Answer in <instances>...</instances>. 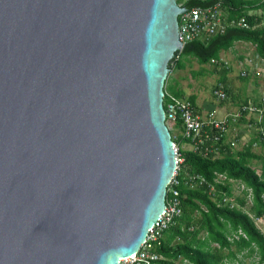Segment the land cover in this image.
I'll use <instances>...</instances> for the list:
<instances>
[{
	"label": "water",
	"instance_id": "95a60500",
	"mask_svg": "<svg viewBox=\"0 0 264 264\" xmlns=\"http://www.w3.org/2000/svg\"><path fill=\"white\" fill-rule=\"evenodd\" d=\"M176 0H0V264H118L175 170Z\"/></svg>",
	"mask_w": 264,
	"mask_h": 264
},
{
	"label": "trees",
	"instance_id": "16d2710c",
	"mask_svg": "<svg viewBox=\"0 0 264 264\" xmlns=\"http://www.w3.org/2000/svg\"><path fill=\"white\" fill-rule=\"evenodd\" d=\"M210 1L217 0L207 2ZM219 1L229 18L244 17L248 27H229L224 33L207 40L186 43L169 61V69L172 62L177 69L183 68L180 61L182 55L192 56L200 64L211 63L212 59L218 61L219 53L232 47L236 41L251 43L258 57L264 60L263 16L248 13L250 10H264V0ZM176 2L179 4L181 0ZM217 71L220 82L224 83L226 68L222 67ZM168 90L176 96L183 95L179 89ZM188 99L194 103L193 96ZM171 138L174 141L172 135ZM177 140L178 144L184 141L182 137ZM259 140L264 146V140ZM252 143L253 141L240 150H234L221 142L218 157L213 154L203 156L200 152L180 148L183 163L178 188L182 213L164 232L156 246V252L162 257L157 264H245L239 258L241 254L244 257H256L252 264H264V232L255 222V219L264 220V155L254 152ZM253 160L260 162V172L251 165ZM193 174L203 177V182L191 185L187 175ZM219 175L225 176V179H219ZM233 181L251 188L250 201L243 193L244 195L234 196L238 206L231 207L222 202L223 194L233 196ZM238 230L244 236L238 234L237 238L233 237V233L237 234Z\"/></svg>",
	"mask_w": 264,
	"mask_h": 264
},
{
	"label": "built area",
	"instance_id": "2783aa9c",
	"mask_svg": "<svg viewBox=\"0 0 264 264\" xmlns=\"http://www.w3.org/2000/svg\"><path fill=\"white\" fill-rule=\"evenodd\" d=\"M188 1L191 0H181V3L178 5L182 7ZM194 1L203 3L209 0ZM177 24L178 39L182 45L178 50L179 52L186 43L194 40H207L210 37L224 33L229 27H248L244 17L229 18L219 0L205 7L190 6L187 10L177 14ZM256 57L259 58L258 55ZM259 59V63L255 62L253 64V69L257 75H260V73L264 75V60ZM211 62L219 63L221 60L216 61L212 59ZM248 74V69L242 67L240 76L246 77ZM213 93L219 100L227 98L222 83H218L215 86ZM162 104L165 123H169L171 130H179L180 136L184 141L190 143V150L200 152L203 156L213 154L215 157H218L220 155L219 146L224 141L230 124H237L242 116L248 119L251 116L255 119V129L257 130L258 136L261 140H264V95L260 96L259 102L249 100L237 109L219 117L214 110L202 113L197 110L195 104L188 98L176 96L165 90L162 97ZM248 126L251 125L249 124ZM230 144L231 147L234 145L233 142ZM173 147L175 170L166 186L164 209L148 230L139 249L134 254L120 258L118 264H157V261L162 258L156 252V246L159 244L164 232L175 223L176 219L182 213L178 186L180 184L179 175L183 163V156L178 143L173 141ZM187 178L191 185L195 182L202 183L204 180L203 177L196 174L187 175ZM218 178L224 180L225 176L219 175ZM238 185L239 192L242 195L245 193L248 201H250L252 196L251 188L246 187L239 181ZM221 200L231 207L234 205L238 206L233 196L223 194ZM238 234L244 236L241 230H238L237 234L233 233L232 236L237 238Z\"/></svg>",
	"mask_w": 264,
	"mask_h": 264
},
{
	"label": "rangeland",
	"instance_id": "374dc122",
	"mask_svg": "<svg viewBox=\"0 0 264 264\" xmlns=\"http://www.w3.org/2000/svg\"><path fill=\"white\" fill-rule=\"evenodd\" d=\"M263 14V13H262ZM238 45H242V43L234 44L232 47H230L227 50H222L219 53V59L221 62L219 63H205L200 64L198 61L188 55H182L180 58V61L183 63L182 69H176V75L180 82V87L182 89L183 95H190V94H196L197 102L200 110H208L204 107L203 102H208L211 105H216L219 107H223L225 104H229L236 109L240 104V97L237 95H258L261 91V94H264V75L260 73V75H257L255 73L254 69L249 70L248 69V75L244 78H241L240 76V70L242 68V64L245 61L246 58L249 59L250 66H253L257 60H260L257 58L254 54V47L249 46L244 49H236L233 51ZM242 52L248 53V55H243ZM230 53V54H228ZM223 57V58H222ZM256 58V59H254ZM218 59V60H219ZM221 63V64H220ZM242 63V64H241ZM247 66V65H246ZM222 67H225L226 72V81L224 84V89L226 91L227 98L224 100H219L215 97L213 90L215 86L220 82V74L217 70H220ZM254 67V66H253ZM171 72L168 71L167 76L165 78V81L167 80L168 75H170ZM247 80H244L246 79ZM251 81L250 85L247 81ZM164 81V84H165ZM257 83L256 85L254 83ZM263 86V87H262ZM253 91V94H252ZM194 94V95H195ZM237 106V107H236ZM233 111V110H232ZM206 112V111H205ZM241 122V121H240ZM168 129L170 130V134L172 135L174 142L177 143V135H175V131L170 129L169 123H166ZM250 130V131H249ZM247 130L248 135L247 137H255L258 139V142H256V145L253 146L254 151H256L259 154L264 155V146L260 142V138L258 136L257 130L254 128H251ZM238 125H235V127L231 130L232 135H236L238 133ZM179 135V134H178ZM180 136V135H179ZM239 138V134H237ZM176 138V139H175ZM238 138H232V142L234 145V150L242 147L243 140H238ZM182 150L190 149L191 145L188 142L182 141V143L179 144ZM251 165L257 170V172H260V162L253 160L251 162ZM232 195L239 196L242 195L241 192H239V185L238 181L232 182ZM257 227L264 232V220H257L255 219ZM239 258L243 260L245 264H252L253 261H256V257H248V256H242L239 255Z\"/></svg>",
	"mask_w": 264,
	"mask_h": 264
},
{
	"label": "crops",
	"instance_id": "0c3cea01",
	"mask_svg": "<svg viewBox=\"0 0 264 264\" xmlns=\"http://www.w3.org/2000/svg\"><path fill=\"white\" fill-rule=\"evenodd\" d=\"M249 14H257V15H262L263 16V19H262V22H261V24H264V10L263 9H257V10H250L249 12H248ZM263 13V14H262ZM227 14V13H226ZM239 43H242V45H238V47H236L233 51H235L236 49H244V48H246V47H249V46H253L251 43H249V42H245V41H236L234 44H239ZM254 47V46H253ZM228 54H230V53H228ZM242 54L243 55H248V53H245V52H242ZM254 54H255V56H257V53L255 52V48H254ZM223 58V57H222ZM249 59L250 58H246L245 59V61L243 62V64H242V67H244V68H247V69H249V70H251V69H253V66H250V64H249ZM254 59H256V58H254ZM257 60V59H256ZM257 63H259V60H257ZM247 65V66H246ZM176 67H175V65H174V62H172V64H171V68L169 69V71L171 72V74L170 75H168V77H167V80L165 81V85H164V87L166 88L165 89V91H167L168 93H171L168 89H170V88H173V89H179V90H181L182 91V89H181V85H180V82H179V79H178V77H177V73L175 72L176 71ZM182 69V68H181ZM243 78V77H242ZM244 80H247V78L246 79H244ZM248 83H249V85L251 84L250 82V80L249 81H247ZM219 83H222V82H219ZM254 83V82H253ZM223 84V83H222ZM255 85L257 84V83H254ZM224 85V84H223ZM263 87V86H262ZM264 88V87H263ZM183 93V92H182ZM260 94H261V91L259 92ZM171 94H173V93H171ZM194 94H195V92H194ZM194 94H190V95H182L181 97H183V98H188L189 96H193L194 97V104H195V106L197 107V110L198 111H200V112H205V111H211V110H214L215 112H216V115L219 117V116H223L224 114H226L227 112H230V111H232V110H235L234 108L235 107H233V106H231L230 105V103L229 104H225L223 107L221 106V107H219V106H216V105H211L210 103H208V102H203V105H204V107L205 108H207L208 110H206V109H204V110H200L199 109V106H198V102H197V97H196V94L194 95ZM252 94H253V91H252ZM260 94H258V95H237L238 97H240V104H239V106L240 105H242V104H244V103H246L247 101H249V100H252L253 102H259V99H260ZM262 95H264V94H262ZM238 106V107H239ZM237 107V106H236ZM237 107V108H238ZM236 108V109H237ZM241 121V122H240ZM251 125V126H248V125ZM235 125H238V129H239V131H238V133L237 134H239V138H238V136H237V134L234 136V135H232V132H231V130L235 127ZM255 125H256V123H255V119H253V117H249V119L248 118H246V117H244V116H242L241 117V119L239 120V122L237 123V124H233V123H231L230 124V126H229V129H228V132H227V134H226V136H225V138H224V143L226 144V145H228V146H230L231 147V142H232V138L234 137V138H238V140H243V143L241 144L242 145V147H240V148H238V149H236V150H240V149H242L243 147H245V146H247L250 142H252L253 141V143H252V150L254 151V149H253V146L254 145H256V142H258V139H256L255 137H247V135H248V131L247 130H249V129H251V128H254L255 129ZM256 130V129H255ZM250 131V130H249ZM180 135V132H179V130H175V135H177V139H179L181 136H179ZM180 143H182V141L180 142ZM232 149H234V147H231ZM254 152H256V151H254ZM257 153V152H256ZM259 154V153H258ZM257 220H259V219H257ZM262 220V219H261Z\"/></svg>",
	"mask_w": 264,
	"mask_h": 264
}]
</instances>
